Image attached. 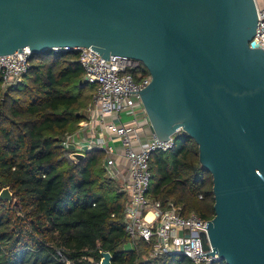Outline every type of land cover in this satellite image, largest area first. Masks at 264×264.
Listing matches in <instances>:
<instances>
[{
  "label": "water",
  "instance_id": "water-1",
  "mask_svg": "<svg viewBox=\"0 0 264 264\" xmlns=\"http://www.w3.org/2000/svg\"><path fill=\"white\" fill-rule=\"evenodd\" d=\"M257 25L256 0H0V55L91 47L107 66L110 55L140 60L152 77L140 93L156 135L188 133L213 178L215 213L203 226L213 252L204 254L264 264V49L253 40ZM85 158L71 154L74 162ZM13 198L10 187L0 191L1 200ZM203 245L209 248L206 238ZM124 249L134 250L132 242ZM101 254L100 264H112L109 251Z\"/></svg>",
  "mask_w": 264,
  "mask_h": 264
},
{
  "label": "trees",
  "instance_id": "trees-1",
  "mask_svg": "<svg viewBox=\"0 0 264 264\" xmlns=\"http://www.w3.org/2000/svg\"><path fill=\"white\" fill-rule=\"evenodd\" d=\"M78 56L32 54L20 84L3 90L0 83V191L10 187L14 195L12 202L0 199V264H100L102 251L112 264H193L181 254L140 260L149 249L142 240L125 251L128 196L106 176L104 153L92 150L74 162L62 147L91 98L83 101L88 83ZM133 73L138 81L149 71L142 63ZM151 171L153 198L214 216L213 178L188 133L178 131L172 148L153 153Z\"/></svg>",
  "mask_w": 264,
  "mask_h": 264
},
{
  "label": "built area",
  "instance_id": "built-area-1",
  "mask_svg": "<svg viewBox=\"0 0 264 264\" xmlns=\"http://www.w3.org/2000/svg\"><path fill=\"white\" fill-rule=\"evenodd\" d=\"M256 2L258 25L253 40L264 49V1ZM70 50L78 51L77 60L84 68L83 81L94 85L95 91L84 111L85 117L61 142L68 157L71 158L72 153L87 155L92 150L104 153L106 176L117 180L120 190L128 196L124 209L126 235L133 246L140 240L149 246L146 260L181 254L193 264L220 261L216 252L214 255L204 254L213 252L207 229L203 227L210 219L194 211L185 213L183 206L174 201L150 195L151 157L153 153L167 151L174 145V136L162 140L156 135L142 100L140 91L151 82V74L139 73L137 81L133 70L140 67V60L110 55L107 66L104 65L106 59L91 47ZM58 51L69 50L53 48V52ZM31 56L29 47L0 55L3 90L11 89L24 80L32 65ZM71 145L74 149H70ZM204 238L208 249L203 245ZM62 260H66L64 256Z\"/></svg>",
  "mask_w": 264,
  "mask_h": 264
},
{
  "label": "rangeland",
  "instance_id": "rangeland-1",
  "mask_svg": "<svg viewBox=\"0 0 264 264\" xmlns=\"http://www.w3.org/2000/svg\"><path fill=\"white\" fill-rule=\"evenodd\" d=\"M94 88H95L94 85H92V84H87V87H86V89H85V91H84V99H83V101H84V100L87 101L90 95H91L90 100H92V93H93V91H94ZM88 101H89V100H88ZM88 103H89V102H88ZM125 119H127V117H125ZM147 257H148V252L145 251V252L141 253L140 260H146Z\"/></svg>",
  "mask_w": 264,
  "mask_h": 264
},
{
  "label": "crops",
  "instance_id": "crops-1",
  "mask_svg": "<svg viewBox=\"0 0 264 264\" xmlns=\"http://www.w3.org/2000/svg\"><path fill=\"white\" fill-rule=\"evenodd\" d=\"M258 1H260V2H263L264 0H258ZM95 87V86H94ZM94 91H95V88H94ZM94 91H93V93H94ZM93 93H92V95H93ZM90 102H91V100H90ZM89 102V103H90ZM89 135V134H88ZM107 137H108V135H107Z\"/></svg>",
  "mask_w": 264,
  "mask_h": 264
}]
</instances>
